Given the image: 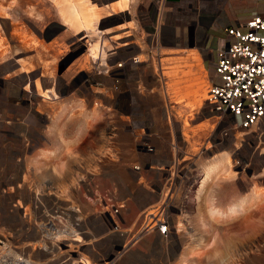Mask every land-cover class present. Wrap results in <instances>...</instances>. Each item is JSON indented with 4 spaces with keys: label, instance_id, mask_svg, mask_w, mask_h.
I'll list each match as a JSON object with an SVG mask.
<instances>
[{
    "label": "rangeland",
    "instance_id": "1",
    "mask_svg": "<svg viewBox=\"0 0 264 264\" xmlns=\"http://www.w3.org/2000/svg\"><path fill=\"white\" fill-rule=\"evenodd\" d=\"M80 1L101 7L89 31L102 29L107 68H96L88 51L96 33L87 41L88 32L64 23L57 6L67 0H0V220L27 206L25 235L33 241L37 225L44 230L42 247L23 248L0 224V264H83L82 256L124 264L133 254L134 264H264V133L241 129L205 100L216 38L264 14V0H128L110 15L103 10L111 0ZM189 31L199 44L193 54L152 38ZM43 170L55 178L41 180ZM146 208L151 218L142 220ZM163 213L171 257L161 255L166 242L141 235ZM53 227L65 231L56 240ZM70 238L101 247L65 246Z\"/></svg>",
    "mask_w": 264,
    "mask_h": 264
},
{
    "label": "built area",
    "instance_id": "2",
    "mask_svg": "<svg viewBox=\"0 0 264 264\" xmlns=\"http://www.w3.org/2000/svg\"><path fill=\"white\" fill-rule=\"evenodd\" d=\"M215 42V77L205 98L208 107L218 116L233 118L241 129L264 133V14L224 26ZM152 220L145 228L151 230L154 224L155 232L168 236L167 216L163 213Z\"/></svg>",
    "mask_w": 264,
    "mask_h": 264
},
{
    "label": "crops",
    "instance_id": "3",
    "mask_svg": "<svg viewBox=\"0 0 264 264\" xmlns=\"http://www.w3.org/2000/svg\"><path fill=\"white\" fill-rule=\"evenodd\" d=\"M113 3H115V0H111L110 2H108L106 5H104L105 7H106V9L104 8V10L103 11H105V12H107V15H110V14H112V13H117V12H122V11H125L127 8H128V0H127V4H126V8L124 9V10H121V11H115L114 9H113ZM62 5H64V4H61V5H58L57 7H58V11L60 12V10H59V6H62ZM86 5V4H85ZM93 4L91 3L90 5H86V6H92ZM96 7V9H95V11H96V16H95V18L93 19V25H92V28H94V26L95 25H97L98 24V21H99V14H100V8L101 7H99V5H96V4H94ZM160 12H161V9H160ZM123 14V13H122ZM126 14V13H125ZM161 14V16L163 15V13H160ZM61 15V14H60ZM62 17V16H61ZM62 19H63V17H62ZM63 21H64V23L65 24H67V26L68 27H70V28H72L76 33H79L80 31H82L83 29L82 28H80V29H74L73 27H71L67 22H65V20L63 19ZM129 23V25H130V23H132V21H129L128 22ZM156 24H157V27H155V28H153V30L152 31H154V30H157V29H159V25H158V23L156 22ZM128 25V26H129ZM95 32H96V36H94V37H97L98 39V44L100 45V48H99V58H97L96 60H94L92 57H91V59H92V62L95 64V67L96 68H98V69H102V68H100L99 67V65L98 64H96L95 63V61H97V62H100L101 64H102V67H104V65H106V68H107V63H104V55H105V48L103 47V45H104V43H105V41H102V39H100V37L102 38V29H100L99 30V28H97V31H96V29H95ZM201 38H205V36H206V34H205V30L203 29V30H201ZM98 35V36H97ZM192 35V33H191V31H189L188 32V35H187V33H185L183 36H178V35H176V33H174L171 37H169V38H165L164 39V35L163 34H161L160 35V33H159V35H158V33H154L153 35H152V38H154L157 42L158 41H162V43H168L169 45H172V46H181V47H168V49L169 50H175V51H186V52H191L192 54L194 53L193 52V50H194V48H191V46H193V43L194 42H196L197 40H193V39H190L189 40V38H190V36ZM158 36H160V38L162 39V40H160L159 38H158ZM117 37H119V38H122V36H121V34H118L117 35ZM188 38V39H187ZM181 40V41H180ZM125 43V42H124ZM196 44H198V42H196ZM199 45V44H198ZM201 46L199 47V49H200V52L201 53H203L204 55L207 53V49L206 48H203V43L202 44H200ZM183 46V47H182ZM74 47L75 46H73L72 47V51H74ZM204 50V51H203ZM77 51V50H76ZM86 52H88L87 50H86ZM72 53V52H71ZM70 53V54H71ZM88 55V54H87ZM90 56V54L88 55V57ZM104 60V61H103ZM104 64H103V63ZM196 64H198V63H195L194 64V66H196V68H200V66H197ZM98 65V66H97ZM182 66V65H181ZM188 66H190V70L191 69H193L192 68V66L190 65V64H188L187 65V67ZM179 67V65H175V66H173V69L174 68H178ZM189 68V67H188ZM188 68H187V70H188ZM181 70H184V69H182V68H180ZM43 91H45L44 89H43ZM46 93H48V91H45L44 92V94L45 95H47ZM103 113H105V112H103ZM177 114V113H176ZM105 119H107V118H105ZM71 136H73V135H71ZM111 136H113V134H111ZM111 136H108L109 138L111 137ZM68 137L70 138V135L68 134ZM72 139H74L75 138V135L73 136V137H71ZM71 139V140H72ZM105 140H106V137L104 138ZM101 149V148H100ZM103 149V148H102ZM101 154H98V156H95V155H91V158H92V161L93 162H95L96 161V159H103L102 157L103 156H100ZM35 173L37 174L38 172L37 171H35ZM169 174V173H168ZM51 177V178H53L54 176H52L51 174H47L44 170L42 171V173L39 175V177L41 178V180H43V179H45L46 177ZM55 178V177H54ZM79 178H81V177H79ZM58 180V182H60L61 180H63L62 179V177H61V179L60 178H58L57 179ZM171 180H172V176L169 178V179H167V182L168 183H170V185L172 184V182H171ZM164 187H165V185H164ZM53 188V187H52ZM40 189V188H39ZM39 189H38V192H34V197L36 198V195L38 196V194H39ZM42 191V190H41ZM56 191V193L58 192L57 190H55ZM165 195V194H164ZM40 197V196H39ZM57 197V196H56ZM38 198V197H37ZM161 202V201H160ZM160 203H157V204H155V205H159ZM154 205V206H155ZM148 207H152V204H150V206H148ZM20 210V209H19ZM70 210L72 211V214H74L75 215V213H78L77 212V210H78V208L77 207H75V206H72V207H70ZM61 211V210H60ZM146 211H148V208H146V210L144 209L143 210V213H142V220L143 219H145L146 217L145 216H149L150 215V213L148 214V213H146ZM61 213H63V214H65L63 211H61ZM20 215H21V213H20ZM27 215H29V212H28V210H27V206L25 207V209L23 210V214H22V216H17V218H15V217H11V218H9V219H5V218H3V220H0V224L2 225V226H4V230H7V231H9V232H13V234L16 236V237H18V242H21L22 243V245H23V248H25V247H28V248H36V247H42L41 245H43L44 244V242H43V240H44V234H42V232L44 231L43 229H42V227H41V223L39 224V225H37V233L39 234V235H36V236H33V241H30L29 240V238L25 235V229H26V227H25V222H26V220H25V217L27 218ZM20 220V222L18 223V222H16V220ZM109 220H110V218H109ZM108 226V225H107ZM54 228V231L53 232H51L53 235L55 234V236L53 237V239L54 240H56L61 234H59V233H61L62 231L63 232H65L64 231V229H61V230H59V229H57L56 227H53ZM155 228H151V230H144V231H141V235L142 234H146V235H149V234H154L153 236H154V239H153V241L154 242H157L158 243V241L161 243V242H166L165 244H164V246H163V248L161 249V255L163 254H166L167 252V255L168 256H170L171 257V253L172 252H174L175 253V249H173V247H174V242H175V240L173 239V238H171V236H166V237H163L162 235H160L159 233H157V232H155V230H154ZM109 230V229H108ZM69 231H73L72 230V228L70 227L69 228ZM68 235H73L74 233H67ZM110 234L111 235H113V236H118V238H123L124 236H126L127 234L129 235V233L127 232V231H122V232H115V231H112V232H110ZM75 235V234H74ZM138 236H139V234H138ZM137 236V237H138ZM72 237V236H71ZM171 238V240H169ZM66 242V241H65ZM74 242V243H73ZM76 242V243H75ZM170 242L171 243H173V244H170ZM182 243H181V245L184 243L183 241H181ZM80 243V244H79ZM50 246L49 247H46L47 248V250L50 252V251H53V250H56V246H55V244L54 243H50L49 244ZM65 246H68V247H71V246H73V247H77V248H81V247H84V249H87V250H92V248L93 247H101V244H100V241H95V242H92V241H90L89 243H81V240H78L77 238H70V240H69V242L68 243H65L64 244ZM169 245V246H168ZM184 245V244H183ZM46 248H45V251H46ZM39 253H42L41 255H43L44 254V252H42V251H39ZM120 253H121V251L120 252H115L114 253V256L115 257H117L118 255L120 256ZM113 254V253H112ZM107 255L108 256H112L111 255V253L110 254H107V249L105 250V253H104V258H102V259H104V260H107ZM167 255H165L166 257H167ZM173 256H174V254H172ZM133 256H135V254H133V255H129V256H127V258H125V260H122L123 261V263L125 264H134V262H132L131 260L130 261H128L129 259H132L133 258ZM97 257H100V256H97ZM113 259H114V257H112ZM135 259V258H134ZM80 260V262H82L83 264H91V260L89 259V257L88 256H82V259H79ZM109 262V261H108ZM167 262H169V260H167ZM15 264H23V263H27V264H32L31 263V261H29V260H25V261H23L22 263H20V262H14ZM105 264H107V262H104ZM142 264V263H141Z\"/></svg>",
    "mask_w": 264,
    "mask_h": 264
},
{
    "label": "bare ground",
    "instance_id": "4",
    "mask_svg": "<svg viewBox=\"0 0 264 264\" xmlns=\"http://www.w3.org/2000/svg\"><path fill=\"white\" fill-rule=\"evenodd\" d=\"M67 2H68L67 5L59 6L60 14L65 18L66 22L71 27H74L75 29L82 28L83 30L86 31V33L88 32L85 36L89 37V39H87V41H89L92 38V37L90 38V36H92L96 33L94 31H89V30H92L91 29L92 25H93L92 22L96 16L95 15L96 14L95 9H90V8L86 9L85 5H83V2H81L80 0H67ZM126 4H127L126 0H116L112 6H113V9L115 11H121V10H124L126 8ZM88 46H89L88 51L90 52L91 56L93 58L99 57V55H98L99 47H100L99 44L97 42H94V43L90 42L88 44ZM198 91L201 92L200 96L202 98H204L205 83L200 87V89H198ZM211 171H212V165L210 164L204 171V174H205L204 178H206ZM150 215L148 216V218H151ZM149 227L155 228V225L153 224V225H150ZM148 230H150V229H148ZM190 230H192V229H190ZM25 264H27V263H25Z\"/></svg>",
    "mask_w": 264,
    "mask_h": 264
},
{
    "label": "water",
    "instance_id": "5",
    "mask_svg": "<svg viewBox=\"0 0 264 264\" xmlns=\"http://www.w3.org/2000/svg\"><path fill=\"white\" fill-rule=\"evenodd\" d=\"M75 56H77V54H75V55L71 56V57L69 58V60H68L67 64H68L70 61H72V60L75 58Z\"/></svg>",
    "mask_w": 264,
    "mask_h": 264
}]
</instances>
